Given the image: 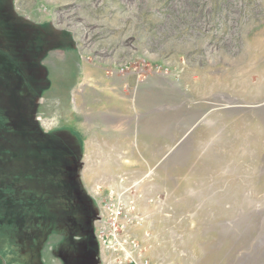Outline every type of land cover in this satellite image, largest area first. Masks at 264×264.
I'll use <instances>...</instances> for the list:
<instances>
[{"label":"rangeland","instance_id":"obj_1","mask_svg":"<svg viewBox=\"0 0 264 264\" xmlns=\"http://www.w3.org/2000/svg\"><path fill=\"white\" fill-rule=\"evenodd\" d=\"M121 185L150 264H264V0H0V264H97Z\"/></svg>","mask_w":264,"mask_h":264},{"label":"built area","instance_id":"obj_2","mask_svg":"<svg viewBox=\"0 0 264 264\" xmlns=\"http://www.w3.org/2000/svg\"><path fill=\"white\" fill-rule=\"evenodd\" d=\"M100 188L95 186L90 193L95 210L91 224L97 264H150L146 247L132 234L145 220L139 210L141 195L123 185L108 187L105 193Z\"/></svg>","mask_w":264,"mask_h":264},{"label":"crops","instance_id":"obj_3","mask_svg":"<svg viewBox=\"0 0 264 264\" xmlns=\"http://www.w3.org/2000/svg\"><path fill=\"white\" fill-rule=\"evenodd\" d=\"M73 121V123H71ZM69 123L74 124L76 127L74 128V126L71 127V125L69 124L68 128H73L76 132L77 135L79 136V140L76 141L78 146H82L84 147H88V149L90 148L89 151H95L98 153H102L104 151H109L113 149L112 145H117V138L120 137V131L117 130V128L119 127V123L116 119H112V118H107L105 121V128L104 130L101 128L99 129L100 131H94L92 130V128L88 129L85 125L86 122H84L82 125V131H80L78 128V124L74 123V118H72ZM85 126V127H84ZM114 143V144H113ZM104 146H106V149H104ZM93 147V150H92ZM116 149V148H115ZM109 159V158H108ZM107 163V161H105ZM112 163H114V160L111 161ZM103 167L106 168H112V167H117V165H113V164H106ZM91 166H95L97 167L98 165H93L90 164ZM101 166V165H100ZM99 166V167H100Z\"/></svg>","mask_w":264,"mask_h":264},{"label":"trees","instance_id":"obj_4","mask_svg":"<svg viewBox=\"0 0 264 264\" xmlns=\"http://www.w3.org/2000/svg\"><path fill=\"white\" fill-rule=\"evenodd\" d=\"M90 201H91L92 208H93V209H92L91 220H90L91 239H92V241H93V243L95 244L96 249H97V245H96V242H95L94 237H93V234H92V224H91V223H92L93 216H94V213H95V210H94V204H93L91 198H90ZM60 251H61V250H60ZM97 253H98V250H97ZM97 253H96V256H97Z\"/></svg>","mask_w":264,"mask_h":264}]
</instances>
